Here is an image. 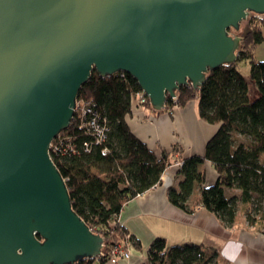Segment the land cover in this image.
<instances>
[{
    "label": "water",
    "instance_id": "obj_1",
    "mask_svg": "<svg viewBox=\"0 0 264 264\" xmlns=\"http://www.w3.org/2000/svg\"><path fill=\"white\" fill-rule=\"evenodd\" d=\"M251 13L264 0H0V264L101 254L50 152L93 70L131 74L161 110L237 60Z\"/></svg>",
    "mask_w": 264,
    "mask_h": 264
},
{
    "label": "trees",
    "instance_id": "obj_2",
    "mask_svg": "<svg viewBox=\"0 0 264 264\" xmlns=\"http://www.w3.org/2000/svg\"><path fill=\"white\" fill-rule=\"evenodd\" d=\"M262 24L264 14L256 13L241 22L238 33L242 42L237 60L209 70L199 88L191 83L181 85L175 98L168 95L161 110L153 108L149 97L143 103L159 113L197 100L200 118L218 126L203 154L186 156L177 146L171 152L157 151L141 140L127 121L138 94L143 93L137 80L124 71L102 76L93 70L81 86L78 99L93 100L100 121L106 124V138L97 143L92 132L80 127L75 113L70 126L59 134L70 139L72 149L52 153L66 180L73 209L105 239L104 255L72 264H106L113 247L119 244L142 249L140 240L119 222L118 216L128 201L162 183V175L174 165L175 153H179L178 161L182 162L178 172L183 178L178 186L168 188L172 204L187 212L202 206L227 227L235 224L243 204L248 224L257 225L264 235V59L256 60L253 55L255 46L264 40ZM241 59L250 61L248 76L238 68ZM251 85L258 92L255 98L250 97ZM206 162L217 172V179L211 184L206 183L202 168ZM94 167L105 177L96 174ZM197 188L199 196L191 206L189 200ZM234 189L240 194H228V190ZM223 262L215 247L191 241L169 245L166 238L156 237L144 264Z\"/></svg>",
    "mask_w": 264,
    "mask_h": 264
},
{
    "label": "crops",
    "instance_id": "obj_3",
    "mask_svg": "<svg viewBox=\"0 0 264 264\" xmlns=\"http://www.w3.org/2000/svg\"><path fill=\"white\" fill-rule=\"evenodd\" d=\"M248 76V75H246ZM258 95L250 86V97ZM131 130L149 146L160 151L171 152L173 147H181L184 155L203 154L207 141L218 126L200 118L198 101L192 100L185 106L174 105L169 110L156 112L152 108L133 105L127 116ZM175 153L174 164L180 159ZM202 168L206 172V183H214L217 172L211 163ZM183 178L178 167L172 165L162 175V183L128 201L122 208L118 220L142 243V249L127 244L131 249L130 258H122L115 264H144L147 251L156 237H164L169 245L187 241L204 243L220 252L223 264H264V235L257 225L248 224L243 204L239 207L233 226L227 227L206 208L199 206L192 212L172 204L168 198V188L178 186ZM228 194H240L237 189ZM199 196L190 198L191 206ZM106 264H114L107 262Z\"/></svg>",
    "mask_w": 264,
    "mask_h": 264
},
{
    "label": "built area",
    "instance_id": "obj_4",
    "mask_svg": "<svg viewBox=\"0 0 264 264\" xmlns=\"http://www.w3.org/2000/svg\"><path fill=\"white\" fill-rule=\"evenodd\" d=\"M147 96V97H146ZM148 98L146 93H139L137 102H144ZM94 102L93 100H83L77 99L75 113L78 114V120H80V127L86 128L88 131L92 132L94 136H96V142L101 143L106 138V124L100 121V117L97 114V111L94 109ZM60 134V133H59ZM57 135L51 143L50 152L57 153V152H64L66 148H71L72 145L69 142L70 139L67 136ZM177 167L182 165L181 161H177ZM129 252L125 250L122 244H119L113 247L110 260L111 263H118V261L122 258H127L129 256ZM101 256L104 255V252L101 251ZM99 255V256H100Z\"/></svg>",
    "mask_w": 264,
    "mask_h": 264
},
{
    "label": "rangeland",
    "instance_id": "obj_5",
    "mask_svg": "<svg viewBox=\"0 0 264 264\" xmlns=\"http://www.w3.org/2000/svg\"><path fill=\"white\" fill-rule=\"evenodd\" d=\"M252 14L253 13H251L250 15H252ZM262 31H263V35H264V24H262ZM253 55H254V58L256 60H262V59H264V40L261 43H259L258 45L255 46V48L253 49ZM238 68H239L240 72L243 75H245V76L248 75L249 72H250V68H251L250 61L247 60V59H241V60H239L238 61ZM146 100L144 102H146ZM144 102H142L140 100V102H136V104L139 105V106H141L142 108H144L145 107L144 104H143ZM176 163L174 165H176ZM93 171L96 174H98V175H100L102 177H105V173L102 172V171H100L98 168L94 167L93 168ZM124 248H125V250H127L130 253L127 258H130L131 255H132L131 249H129L128 246H126Z\"/></svg>",
    "mask_w": 264,
    "mask_h": 264
},
{
    "label": "flooded vegetation",
    "instance_id": "obj_6",
    "mask_svg": "<svg viewBox=\"0 0 264 264\" xmlns=\"http://www.w3.org/2000/svg\"><path fill=\"white\" fill-rule=\"evenodd\" d=\"M234 33H238V32H235V31H233Z\"/></svg>",
    "mask_w": 264,
    "mask_h": 264
}]
</instances>
